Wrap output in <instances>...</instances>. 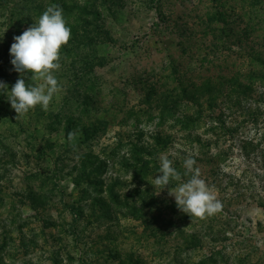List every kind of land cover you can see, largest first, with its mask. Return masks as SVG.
<instances>
[{"label": "rangeland", "instance_id": "obj_1", "mask_svg": "<svg viewBox=\"0 0 264 264\" xmlns=\"http://www.w3.org/2000/svg\"><path fill=\"white\" fill-rule=\"evenodd\" d=\"M52 4L61 91L19 119L0 95V264H264V2L0 0L9 89L14 37ZM161 154L182 181L194 158L220 211L155 189Z\"/></svg>", "mask_w": 264, "mask_h": 264}, {"label": "clouds", "instance_id": "obj_2", "mask_svg": "<svg viewBox=\"0 0 264 264\" xmlns=\"http://www.w3.org/2000/svg\"><path fill=\"white\" fill-rule=\"evenodd\" d=\"M70 39L71 28L67 25L62 8L56 4L48 6L32 26L14 37L15 42L10 48L11 64L20 73V78L10 89L0 81V95L7 97L18 114L17 119L37 106L47 111L54 96L61 91L55 73L61 68V49ZM73 136L70 133L69 139H73ZM159 160V175L151 184L161 192L168 188L172 180L182 181V176L167 154H161ZM195 165L196 161L191 156L184 159V175L188 179L175 188H169L168 194L175 198L180 211L191 218L203 219L219 212L222 204L201 178Z\"/></svg>", "mask_w": 264, "mask_h": 264}, {"label": "trees", "instance_id": "obj_3", "mask_svg": "<svg viewBox=\"0 0 264 264\" xmlns=\"http://www.w3.org/2000/svg\"><path fill=\"white\" fill-rule=\"evenodd\" d=\"M166 144H168V141H165V142H164V146H166ZM141 150H143V151H145V152H146V150H147V149H146V147H145V146H143V147L141 148Z\"/></svg>", "mask_w": 264, "mask_h": 264}, {"label": "water", "instance_id": "obj_4", "mask_svg": "<svg viewBox=\"0 0 264 264\" xmlns=\"http://www.w3.org/2000/svg\"><path fill=\"white\" fill-rule=\"evenodd\" d=\"M264 2V0H262Z\"/></svg>", "mask_w": 264, "mask_h": 264}]
</instances>
